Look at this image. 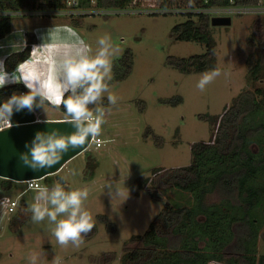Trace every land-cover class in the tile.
<instances>
[{
	"label": "rangeland",
	"instance_id": "374dc122",
	"mask_svg": "<svg viewBox=\"0 0 264 264\" xmlns=\"http://www.w3.org/2000/svg\"><path fill=\"white\" fill-rule=\"evenodd\" d=\"M231 16V24H210L214 65L192 72L181 71L168 61L169 56L188 57L208 50L198 41L174 39L172 28L185 21V15L87 16L82 24L67 19L13 18L12 29L5 35V41L16 42L28 31L42 36L49 28L70 27L94 55L97 40L108 34L118 49L113 63L131 49L133 66L123 79L115 78L113 66L109 87L118 102L110 105L106 93L101 105L105 109L106 123L102 125L98 139L114 143L106 142L97 148L90 142L86 149L50 174V181L38 180L41 186L51 188L61 176H67L66 190L89 189L84 205L91 212L96 226L84 237V244L78 250L72 245L61 247L51 234L47 221L37 224L31 220L28 207L34 202V188L27 189L26 184L13 182L6 190L1 186L0 176V264H29L28 258L34 252L43 253L37 264H52L54 256L61 257L62 264H127L124 254L139 245L130 242L133 235L143 234L167 204L192 203L191 193L172 188L166 182L153 188L158 196L154 199L148 185L140 187L139 181L156 166L168 168L188 164L192 144L208 140L212 134L210 121L201 116L220 113L247 87H264V78L248 77L251 56L253 59L261 56L264 68V15L233 13ZM55 47L63 51L68 44L59 43ZM0 53L4 55V52ZM47 53L37 52L29 59L50 63V54ZM214 69H220L222 74L200 91L196 85L201 75ZM178 97L180 101H176ZM142 101L145 104L143 110ZM45 108L46 112L37 110L43 117L66 116L60 108L47 104ZM38 116L36 113V118ZM252 120L254 123L255 119ZM148 127L164 138L163 146L159 147L152 135L145 139ZM251 146L256 151L259 149L255 142ZM70 170H75L76 175H70ZM258 178L264 183V175ZM108 181L121 189L119 198L111 200L107 189L103 191ZM218 199L217 193L208 197V201ZM13 201L19 202L13 204ZM255 212L263 221L257 245L259 256L264 254V204ZM23 218L26 220L21 224ZM203 219L201 215L200 220ZM204 240L199 239L201 246L205 244Z\"/></svg>",
	"mask_w": 264,
	"mask_h": 264
},
{
	"label": "trees",
	"instance_id": "16d2710c",
	"mask_svg": "<svg viewBox=\"0 0 264 264\" xmlns=\"http://www.w3.org/2000/svg\"><path fill=\"white\" fill-rule=\"evenodd\" d=\"M252 2L240 1L241 4ZM0 7L4 4L0 3ZM70 21L83 22L82 19ZM12 22V16L0 17V38L11 31ZM210 24L205 18L196 21L187 17L172 28L174 39L194 40L208 47L205 52L188 57L169 56L172 66L192 72L214 65ZM26 36V46L5 57L7 71L31 56V44L37 39L31 31ZM253 58L249 59L248 77L264 78L262 57ZM113 66L116 79L128 75L133 66L132 50L127 49ZM22 91H27L23 84L0 88V103L14 92ZM142 103L141 110L145 106ZM60 109L65 113L63 107ZM201 117L210 121L212 134L208 140L192 144L190 162L168 168L156 166L139 181L140 187L148 185L154 199L158 198L154 189L166 182L172 188L191 193L192 203L167 204L143 234L133 235L130 242L139 245L124 254L127 264H264V254L258 256L257 246L263 221L255 212L264 204V183L258 178L264 175V87H247L220 113ZM151 135L159 147L163 146L164 138L148 127L144 137L148 139ZM253 142L259 146L257 151L251 146ZM50 176L44 179L50 181ZM13 182L24 183L30 189L27 182L3 177L1 186L9 190ZM213 193L219 199L208 201ZM25 220L21 219V224ZM199 239H205V244L201 246Z\"/></svg>",
	"mask_w": 264,
	"mask_h": 264
},
{
	"label": "clouds",
	"instance_id": "9594fccd",
	"mask_svg": "<svg viewBox=\"0 0 264 264\" xmlns=\"http://www.w3.org/2000/svg\"><path fill=\"white\" fill-rule=\"evenodd\" d=\"M194 6V0H189L188 8ZM258 14L264 15V12ZM41 40V44L33 45V55L48 52L50 63L33 58L18 62L9 72L6 70L5 58L0 57V88L22 83L27 89L22 93L14 92L0 103V132L13 127L14 113L24 110L46 112V104L57 109L63 107L66 119L73 128L71 133L58 128L38 130L30 141L25 142V150L19 153L18 159L23 167L34 172L54 167L66 153L88 142L95 143L97 148L106 142L114 143L98 139L102 125L106 123L105 109L101 105L106 93L110 105L118 102V97L109 87L113 79V57L118 49L113 46L108 34L97 40L98 48L94 55L70 27L49 28ZM23 43L26 46V42ZM59 43H66L68 47L60 51L55 47ZM221 74L220 69L203 73L196 87L204 91ZM69 174L74 176L76 172L70 170ZM66 183L67 176H61L51 188L35 187L34 202L29 204L28 211L33 223L47 221L51 234L61 247L72 245L78 250L85 242L84 237L96 225L91 212L84 205L89 197V189L66 190ZM105 188L111 200L122 195L119 186L112 181L104 184L103 191ZM42 255V252L32 253L28 258L29 264H37ZM52 264H62V258L54 256Z\"/></svg>",
	"mask_w": 264,
	"mask_h": 264
},
{
	"label": "built area",
	"instance_id": "2783aa9c",
	"mask_svg": "<svg viewBox=\"0 0 264 264\" xmlns=\"http://www.w3.org/2000/svg\"><path fill=\"white\" fill-rule=\"evenodd\" d=\"M240 1L194 0L195 6L190 9L189 0H0V3L4 4V7H0V17L70 20L83 19L87 16L107 17L114 14H179L199 21L205 18L211 23L212 18L216 16L264 12V0H253L251 4H241ZM33 45L37 43L31 44V54ZM61 119L66 118L52 120ZM38 180L28 179L24 182H27L28 188H35L41 186ZM13 204H16V201H13Z\"/></svg>",
	"mask_w": 264,
	"mask_h": 264
},
{
	"label": "water",
	"instance_id": "95a60500",
	"mask_svg": "<svg viewBox=\"0 0 264 264\" xmlns=\"http://www.w3.org/2000/svg\"><path fill=\"white\" fill-rule=\"evenodd\" d=\"M231 23V16H216L211 20L213 25H228ZM12 122V128L0 132V176L3 178L15 181L44 178L57 172L69 159L86 149L90 144L88 142L74 151H69L63 156L60 163L54 167L34 172L23 167L18 159L19 153L25 150V142L30 141L38 130L58 128L63 132L71 133L73 128L67 119L37 120L35 113L27 110L14 113Z\"/></svg>",
	"mask_w": 264,
	"mask_h": 264
},
{
	"label": "crops",
	"instance_id": "0c3cea01",
	"mask_svg": "<svg viewBox=\"0 0 264 264\" xmlns=\"http://www.w3.org/2000/svg\"><path fill=\"white\" fill-rule=\"evenodd\" d=\"M61 20H65L66 18H60ZM83 20V19H82ZM63 21H60V22H63ZM67 21H69V19H67ZM52 27V26H51ZM34 32L36 33V31L34 30ZM26 34H27V32H26ZM25 34V35H26ZM27 36H22V38L20 37V39H18L16 42H14V41H9V40H7V41H5V36L4 37H2V38H0V52H4V55H2V53H0V56H2V57H6L8 54H10L11 52H13V51H16V50H19V49H22L23 47H25V45H24V41L26 42L27 41ZM36 39H37V41H36V43H41L42 42V40H41V36H40V34L39 33H37L36 34ZM10 44L11 45H14V46H12V47H10ZM37 53H35V55H36ZM48 54V53H47ZM31 56H34L33 54H31ZM30 56V57H31ZM29 57V58H30ZM29 58L28 59H26V60H29ZM25 61V60H24ZM9 72H11V71H9ZM22 84V83H21ZM9 85H11V84H9ZM16 93H18V92H16ZM35 113V115H36V113L39 115L37 118H40L41 120H50V119H55V118H66V116L65 117H57V116H55V115H52L51 117H43V116H41V114H39L38 113V111H36V112H34Z\"/></svg>",
	"mask_w": 264,
	"mask_h": 264
}]
</instances>
